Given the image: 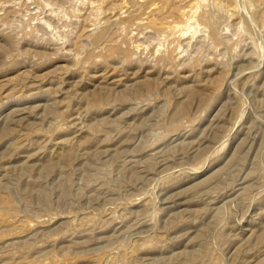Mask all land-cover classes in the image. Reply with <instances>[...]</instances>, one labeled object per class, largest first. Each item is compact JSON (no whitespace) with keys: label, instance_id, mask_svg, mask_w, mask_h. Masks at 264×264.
Listing matches in <instances>:
<instances>
[{"label":"rangeland","instance_id":"374dc122","mask_svg":"<svg viewBox=\"0 0 264 264\" xmlns=\"http://www.w3.org/2000/svg\"><path fill=\"white\" fill-rule=\"evenodd\" d=\"M0 264H264V0H0Z\"/></svg>","mask_w":264,"mask_h":264},{"label":"bare ground","instance_id":"6f19581e","mask_svg":"<svg viewBox=\"0 0 264 264\" xmlns=\"http://www.w3.org/2000/svg\"><path fill=\"white\" fill-rule=\"evenodd\" d=\"M94 1H90V4L92 7H95V9H97L99 7V5L97 4V1L94 3ZM193 3V2H191ZM123 7V6H122ZM100 8V7H99ZM98 8V9H99ZM192 8H193V4L191 5H188L187 7H183L181 8L178 12H179V15L183 18H181V21H173V22H165V23H160L161 27L164 29H170L171 31L172 30H177L176 32H178L179 34H185L186 30L189 28H191V23L193 22L192 21ZM120 10V9H119ZM131 12V11H130ZM147 17V16H146ZM195 17V16H194ZM194 19V18H193ZM196 19V18H195ZM196 21V20H195ZM194 21V22H195ZM143 22V21H142ZM157 23V22H156ZM197 23V21H196ZM194 24V23H193ZM198 24V23H197ZM199 26V24H198ZM197 26V27H198ZM193 27V26H192ZM197 27H194V28H197ZM168 32V31H167ZM174 33V32H173ZM172 33V35H174ZM179 36V35H178ZM185 36V35H184ZM183 38V37H182ZM176 42V41H175ZM180 44V43H179ZM180 46V45H179ZM178 46V47H179Z\"/></svg>","mask_w":264,"mask_h":264}]
</instances>
